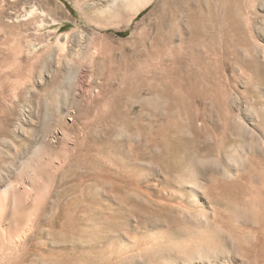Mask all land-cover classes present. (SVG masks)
I'll return each instance as SVG.
<instances>
[{
    "label": "rangeland",
    "instance_id": "rangeland-1",
    "mask_svg": "<svg viewBox=\"0 0 264 264\" xmlns=\"http://www.w3.org/2000/svg\"><path fill=\"white\" fill-rule=\"evenodd\" d=\"M108 1L0 0V264H264V0Z\"/></svg>",
    "mask_w": 264,
    "mask_h": 264
},
{
    "label": "bare ground",
    "instance_id": "bare-ground-1",
    "mask_svg": "<svg viewBox=\"0 0 264 264\" xmlns=\"http://www.w3.org/2000/svg\"><path fill=\"white\" fill-rule=\"evenodd\" d=\"M153 0H109L106 4H105V9L106 11H114V9L117 10V8H125V10H128V13H130V15L132 16V18H134L138 12L144 8H146ZM107 12V13H109ZM116 15V14H115ZM119 15V14H118ZM119 17V16H118ZM147 64V63H146ZM248 126V125H247ZM263 137V136H262ZM235 155V154H234ZM237 159V158H236ZM200 161V160H199ZM239 161V160H238ZM237 161V162H238ZM227 175V174H226ZM253 175V174H252ZM228 176V175H227ZM231 176V175H229ZM230 178V177H229ZM229 182V181H228ZM191 186V185H190ZM13 195V194H12ZM244 216V215H243ZM215 236L219 237L220 233L218 234V232L215 231ZM230 240V238H229ZM233 240V239H232ZM210 246V245H209ZM210 249H212V247L210 246ZM212 251V250H210ZM215 260V259H214ZM208 261V260H207ZM213 262V261H212ZM229 263V262H228ZM224 264V263H223Z\"/></svg>",
    "mask_w": 264,
    "mask_h": 264
}]
</instances>
